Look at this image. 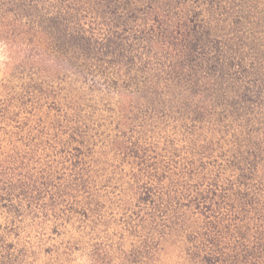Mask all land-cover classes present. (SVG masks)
<instances>
[{"label":"trees","instance_id":"obj_1","mask_svg":"<svg viewBox=\"0 0 264 264\" xmlns=\"http://www.w3.org/2000/svg\"><path fill=\"white\" fill-rule=\"evenodd\" d=\"M0 48V264H264V0H0Z\"/></svg>","mask_w":264,"mask_h":264},{"label":"rangeland","instance_id":"obj_2","mask_svg":"<svg viewBox=\"0 0 264 264\" xmlns=\"http://www.w3.org/2000/svg\"><path fill=\"white\" fill-rule=\"evenodd\" d=\"M238 2V1H237ZM238 28H240L239 27V25H238ZM235 34V33H234ZM1 49V48H0ZM2 60H3V56L2 55H0V67H1V65H2ZM31 238V237H30ZM32 239V238H31ZM29 239H27V241H28ZM31 243H29L28 245H27V247H28V249H29V247L31 248V250H34L35 252H33L32 253V257H33V263H30V264H44V261H46V259L45 258H47V257H45L42 253H41V251H39L37 248H36V250H35V245L36 244H34V242H32V246L30 245ZM25 264H29V263H25ZM74 264H76V263H74Z\"/></svg>","mask_w":264,"mask_h":264}]
</instances>
